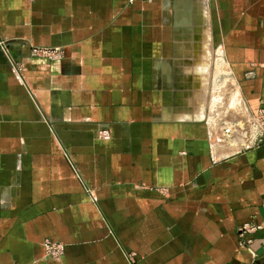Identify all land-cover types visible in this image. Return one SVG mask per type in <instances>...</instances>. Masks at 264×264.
Returning <instances> with one entry per match:
<instances>
[{"label":"crops","instance_id":"0c3cea01","mask_svg":"<svg viewBox=\"0 0 264 264\" xmlns=\"http://www.w3.org/2000/svg\"><path fill=\"white\" fill-rule=\"evenodd\" d=\"M210 48L246 124L264 0H0V264H264V142L207 118Z\"/></svg>","mask_w":264,"mask_h":264},{"label":"built area","instance_id":"2783aa9c","mask_svg":"<svg viewBox=\"0 0 264 264\" xmlns=\"http://www.w3.org/2000/svg\"><path fill=\"white\" fill-rule=\"evenodd\" d=\"M132 1V0H129ZM50 50H44L49 52ZM248 123H225L222 127L223 134L228 137L235 133L236 142H241L242 146H248L253 140L264 142V110H260L257 115L249 117ZM259 226L250 223H244L237 229L238 244L244 246L251 242V234L258 229ZM47 245V253L57 255L62 252V246L52 245L49 240H45Z\"/></svg>","mask_w":264,"mask_h":264},{"label":"rangeland","instance_id":"374dc122","mask_svg":"<svg viewBox=\"0 0 264 264\" xmlns=\"http://www.w3.org/2000/svg\"><path fill=\"white\" fill-rule=\"evenodd\" d=\"M188 45L190 46V50H191L192 53L199 52V51H197L199 49L198 47L200 46L199 44L197 46V44L192 42L191 44L188 43ZM44 50H47V49H35L32 52V54H33V56H36V57H48V56L52 57V56L55 55V51L56 50H54V49H52V50H50L49 52H46V53L44 52ZM215 50H216L215 48H212L211 49V53L209 52L208 67L211 68L210 70L213 73L208 76L209 77V79H208L209 82H208L207 100L209 102V104H208L209 107L207 109L209 111V116H207V118L209 117V119H210V117H211L212 120H214L216 122H220V120H222L225 123H229V122H227V120L228 119L230 120V118H231L230 114L232 113L231 109H232L233 106H231V105L228 106V104H226L227 97L229 95H227V93H222L221 92L222 86L218 85V83L221 82L223 78H226V76L225 75L224 76H220V75H217V74L214 76V68H215V66H219V62L217 61L219 59H218V55L215 53ZM196 59L192 58L191 62H193L194 64L197 63ZM200 62H202V61L200 60ZM200 62H198V63H200ZM222 94H224V97L222 96ZM216 98H217V100H216Z\"/></svg>","mask_w":264,"mask_h":264}]
</instances>
